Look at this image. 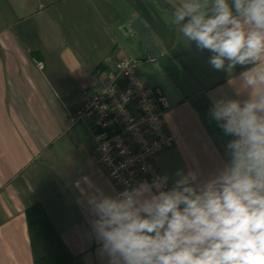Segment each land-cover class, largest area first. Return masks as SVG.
<instances>
[{
  "label": "crops",
  "instance_id": "obj_1",
  "mask_svg": "<svg viewBox=\"0 0 264 264\" xmlns=\"http://www.w3.org/2000/svg\"><path fill=\"white\" fill-rule=\"evenodd\" d=\"M179 3L0 0V264H36L30 226L41 216L73 264H108L91 235L82 190L114 194L116 187L97 162L90 122L72 116L122 57L139 59L142 76L169 99L165 119L175 145L158 164L170 187L179 169L206 178L227 162L231 137L209 111L216 99L247 98L237 95L238 81L251 65L213 69L211 53L188 44L169 23ZM136 17L182 68L194 96L186 97L144 47L131 26Z\"/></svg>",
  "mask_w": 264,
  "mask_h": 264
},
{
  "label": "clouds",
  "instance_id": "obj_2",
  "mask_svg": "<svg viewBox=\"0 0 264 264\" xmlns=\"http://www.w3.org/2000/svg\"><path fill=\"white\" fill-rule=\"evenodd\" d=\"M169 23L213 69L251 65L238 81L247 98L209 111L231 137L228 160L206 178L179 169L170 188L164 175L82 190L98 253L108 264H264V0H180Z\"/></svg>",
  "mask_w": 264,
  "mask_h": 264
},
{
  "label": "built area",
  "instance_id": "obj_3",
  "mask_svg": "<svg viewBox=\"0 0 264 264\" xmlns=\"http://www.w3.org/2000/svg\"><path fill=\"white\" fill-rule=\"evenodd\" d=\"M139 65L132 56L119 59L72 116L73 122H90L97 162L116 192L164 176L159 155L175 145L165 119L169 99L148 84Z\"/></svg>",
  "mask_w": 264,
  "mask_h": 264
},
{
  "label": "trees",
  "instance_id": "obj_4",
  "mask_svg": "<svg viewBox=\"0 0 264 264\" xmlns=\"http://www.w3.org/2000/svg\"><path fill=\"white\" fill-rule=\"evenodd\" d=\"M36 264H73L63 242L46 217L31 223Z\"/></svg>",
  "mask_w": 264,
  "mask_h": 264
},
{
  "label": "water",
  "instance_id": "obj_5",
  "mask_svg": "<svg viewBox=\"0 0 264 264\" xmlns=\"http://www.w3.org/2000/svg\"><path fill=\"white\" fill-rule=\"evenodd\" d=\"M131 26L135 29L140 37L144 47L157 60L159 65L169 74L171 79L179 87L186 97H192L196 94V89L183 72L182 68L171 57L170 54L163 52L162 48L153 39L149 27L141 17H136L131 22Z\"/></svg>",
  "mask_w": 264,
  "mask_h": 264
}]
</instances>
